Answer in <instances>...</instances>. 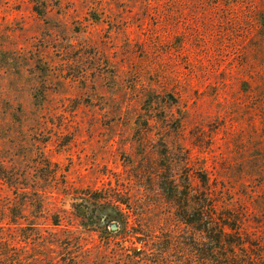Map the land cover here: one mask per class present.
Masks as SVG:
<instances>
[{"label": "rangeland", "instance_id": "1", "mask_svg": "<svg viewBox=\"0 0 264 264\" xmlns=\"http://www.w3.org/2000/svg\"><path fill=\"white\" fill-rule=\"evenodd\" d=\"M202 179L264 264V0H0V264H214Z\"/></svg>", "mask_w": 264, "mask_h": 264}, {"label": "trees", "instance_id": "2", "mask_svg": "<svg viewBox=\"0 0 264 264\" xmlns=\"http://www.w3.org/2000/svg\"><path fill=\"white\" fill-rule=\"evenodd\" d=\"M202 185L206 188L200 201L198 200V205L189 207L186 202L181 222L200 232L202 236L199 244L200 251H202L200 254L204 257L208 256L205 261L211 262L210 256H214V264H260V257H252L247 253L239 254L235 251V248L242 247L244 243L241 239H237V241L230 240L234 236L227 232L226 225L216 221L214 205L209 197V188H207V180L202 179ZM169 186L170 192L173 194L175 187H173L174 185Z\"/></svg>", "mask_w": 264, "mask_h": 264}, {"label": "water", "instance_id": "3", "mask_svg": "<svg viewBox=\"0 0 264 264\" xmlns=\"http://www.w3.org/2000/svg\"><path fill=\"white\" fill-rule=\"evenodd\" d=\"M116 228H117V225H116V224H112V225H111V230H112V231H114Z\"/></svg>", "mask_w": 264, "mask_h": 264}]
</instances>
